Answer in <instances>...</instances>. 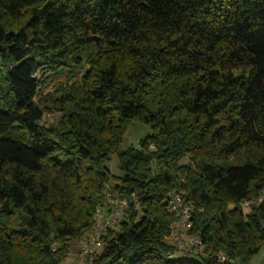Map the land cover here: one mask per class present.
Returning a JSON list of instances; mask_svg holds the SVG:
<instances>
[{
	"label": "trees",
	"instance_id": "trees-1",
	"mask_svg": "<svg viewBox=\"0 0 264 264\" xmlns=\"http://www.w3.org/2000/svg\"><path fill=\"white\" fill-rule=\"evenodd\" d=\"M133 123L151 134L113 177L105 163ZM180 186L203 245L185 256L168 242ZM108 188L130 200L86 264L260 251L264 0H0V264H69Z\"/></svg>",
	"mask_w": 264,
	"mask_h": 264
},
{
	"label": "built area",
	"instance_id": "built-area-1",
	"mask_svg": "<svg viewBox=\"0 0 264 264\" xmlns=\"http://www.w3.org/2000/svg\"><path fill=\"white\" fill-rule=\"evenodd\" d=\"M185 195L184 188L180 186L170 192L167 198V210L176 218L170 226L169 237L173 239V246L177 253L203 247L200 238L190 233L193 205L191 201L186 199ZM127 204V199L114 196L108 188L103 205L96 210L95 226L79 239L80 246L73 264H86L87 260L93 259L99 254L103 245L101 239L104 231L122 220L120 218L122 210L127 207ZM214 264H236V262L229 260L224 255H217L214 258Z\"/></svg>",
	"mask_w": 264,
	"mask_h": 264
},
{
	"label": "rangeland",
	"instance_id": "rangeland-1",
	"mask_svg": "<svg viewBox=\"0 0 264 264\" xmlns=\"http://www.w3.org/2000/svg\"><path fill=\"white\" fill-rule=\"evenodd\" d=\"M46 91H42L40 94H38V101L40 104L42 105H48L49 103V99L46 97ZM59 114L56 112H45L43 114V119L42 122L44 124H51L54 123L58 120L59 118ZM151 134V130L148 126L140 124V123H133L132 125H130V127L127 129V131L125 132V135L122 139V142L120 143L118 150L116 152H114L112 155H110L108 161L105 163L106 168L108 169V171L110 172V174L113 177H120L121 176V171L119 168V154H121L122 152H124L125 150H127L130 147H136L138 142L143 139L144 137L148 136ZM255 202H251L249 203H245L242 206V210L244 213H247L249 210V205L253 204ZM97 210V209H96ZM105 211V209H104ZM96 213V211H95ZM125 213V209L122 210V215ZM122 215H121V219H122ZM95 217V216H94ZM117 224L112 225V228H116ZM88 233V232H86ZM84 233V234H86ZM83 234V235H84ZM82 235V236H83ZM81 236V237H82ZM80 237V238H81ZM79 238V239H80ZM79 239L73 243V245L71 246L70 249V253L72 252H77L79 250ZM173 239L168 237V242L173 244ZM202 249V248H201ZM199 249H189V250H185L184 252H182L181 256H185L186 254L190 253V251L193 252H200L198 251ZM76 257V255H75ZM74 261H72L69 264H73ZM236 264H241L238 261L236 262ZM245 264H264V246L260 249V251L253 256L247 263Z\"/></svg>",
	"mask_w": 264,
	"mask_h": 264
},
{
	"label": "crops",
	"instance_id": "crops-1",
	"mask_svg": "<svg viewBox=\"0 0 264 264\" xmlns=\"http://www.w3.org/2000/svg\"><path fill=\"white\" fill-rule=\"evenodd\" d=\"M75 255L77 257V252L70 253L67 260H66V263H71L72 261H74L76 259Z\"/></svg>",
	"mask_w": 264,
	"mask_h": 264
},
{
	"label": "water",
	"instance_id": "water-1",
	"mask_svg": "<svg viewBox=\"0 0 264 264\" xmlns=\"http://www.w3.org/2000/svg\"><path fill=\"white\" fill-rule=\"evenodd\" d=\"M94 39V41L96 42V44L98 43V39H96V38H93ZM120 199H123L124 197L123 196H121V197H119ZM128 201L130 200V198L128 197V198H126Z\"/></svg>",
	"mask_w": 264,
	"mask_h": 264
}]
</instances>
